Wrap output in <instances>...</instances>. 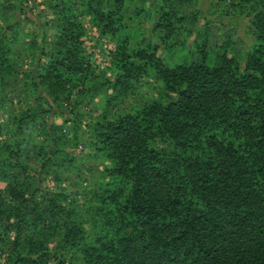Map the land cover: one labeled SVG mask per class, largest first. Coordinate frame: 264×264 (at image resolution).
Listing matches in <instances>:
<instances>
[{"label":"trees","instance_id":"16d2710c","mask_svg":"<svg viewBox=\"0 0 264 264\" xmlns=\"http://www.w3.org/2000/svg\"><path fill=\"white\" fill-rule=\"evenodd\" d=\"M48 1L51 23L0 0V100H25L0 140L2 264H264V0ZM80 16L112 42L103 73ZM79 131L104 159L80 202L42 185L78 171Z\"/></svg>","mask_w":264,"mask_h":264},{"label":"rangeland","instance_id":"374dc122","mask_svg":"<svg viewBox=\"0 0 264 264\" xmlns=\"http://www.w3.org/2000/svg\"><path fill=\"white\" fill-rule=\"evenodd\" d=\"M233 0H225L223 2L224 8L228 11H232L228 4ZM29 13L33 15V20L36 17H41L47 20L49 23L53 22V13L51 12L49 6L50 2L48 0H24ZM207 5L206 0H202L200 7L203 9ZM11 15V13H9ZM214 22L217 23L218 20L227 21L228 25L229 18H218L215 16H209ZM20 26L23 31H32V24L30 23V16L28 13H23L19 15ZM83 24H85L87 29V34L85 37V47L86 53L88 54L90 60L97 66L99 73H103L104 67L107 65L108 49L112 46V42L107 37H96L94 29L87 22L86 17L80 16ZM236 23L237 35L240 38L245 39V33L247 31L248 22L244 18L233 19ZM54 29L51 28V24L46 29V34L48 37L53 35ZM173 59V57L168 58ZM26 61L24 59V64L20 66V71L27 69ZM16 84V85H15ZM139 88L136 90V94L128 96L126 99L122 100L119 109L128 110L133 104L137 97H140L144 93H149L153 89L150 79H142L139 82ZM16 87V92H11L9 90L4 92V100H0V140L7 139L10 141V133L7 134L9 125V115L12 114L18 107V105L23 104L25 100L23 97L19 96L20 87L17 82L14 83ZM73 101V100H71ZM77 109L82 113L97 114V107L93 104L79 103ZM82 121V119H80ZM56 121H59L58 119ZM69 124H65L64 128H68ZM79 138L77 146L72 150L76 156V165L78 171L70 172L67 176H61L59 180L52 173H46L42 176V185L52 190L64 189L67 194H69L68 199L74 198L76 201L80 202L83 196H87L89 189L95 186L98 176L104 166V159L102 156L96 155L92 145L91 139L83 131H79ZM12 234L8 237L11 238ZM7 247L6 236L0 242V263L4 262L5 251Z\"/></svg>","mask_w":264,"mask_h":264}]
</instances>
